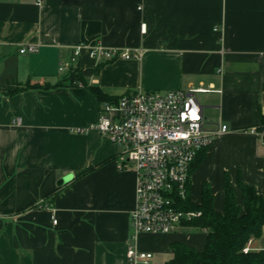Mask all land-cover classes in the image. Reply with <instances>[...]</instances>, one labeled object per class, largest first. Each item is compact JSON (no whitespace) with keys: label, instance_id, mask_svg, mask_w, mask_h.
Wrapping results in <instances>:
<instances>
[{"label":"crops","instance_id":"obj_1","mask_svg":"<svg viewBox=\"0 0 264 264\" xmlns=\"http://www.w3.org/2000/svg\"><path fill=\"white\" fill-rule=\"evenodd\" d=\"M80 44L141 51L112 61L84 51L73 64L108 97L208 90L196 94L205 126L228 130L199 152L193 202L208 185L223 212L226 179L238 205L239 178L264 194V0H0V264H128L130 245L166 264L173 243L204 249L205 233L191 226L131 238L136 173L117 168L123 147L93 127L108 103L82 81L56 86ZM25 46L37 50L21 54ZM247 246L264 250V228Z\"/></svg>","mask_w":264,"mask_h":264},{"label":"built area","instance_id":"obj_2","mask_svg":"<svg viewBox=\"0 0 264 264\" xmlns=\"http://www.w3.org/2000/svg\"><path fill=\"white\" fill-rule=\"evenodd\" d=\"M42 2L38 0V3ZM142 31H146L145 24ZM36 50L33 46H25L20 52L33 53ZM84 51L94 59L105 61L141 56L137 49L80 44L75 48L71 62L60 63L59 71L71 72ZM207 91L203 87L165 92L136 90L121 95L116 105L107 104L101 109L93 127L105 139L123 147V152L118 155L117 168L133 169L137 177L136 203L130 215L132 239L141 234L178 232L201 214L183 204L188 196L191 166L201 150L228 130L224 125L217 130L206 128L203 106L196 94ZM114 108L119 111L117 117L109 115ZM260 135L264 138V132ZM57 222L53 218V223ZM249 251L246 246L244 252ZM126 257L128 264H153L154 260L153 253L131 245Z\"/></svg>","mask_w":264,"mask_h":264},{"label":"trees","instance_id":"obj_3","mask_svg":"<svg viewBox=\"0 0 264 264\" xmlns=\"http://www.w3.org/2000/svg\"><path fill=\"white\" fill-rule=\"evenodd\" d=\"M97 71V70H96ZM85 72L73 69L70 75L56 86L69 82L70 85L81 84L88 86L90 91L100 102L117 104L119 98L106 96L103 91L94 85L84 82ZM79 81V82H78ZM25 86L21 89H27ZM48 88V87H46ZM257 130L264 131V115ZM203 151L192 163L190 178L187 183L188 196L183 203L187 209L198 211L201 214L186 226L196 227L206 235L205 247L198 250L184 243H173V257L166 264H264V250L244 252V248L253 239L259 238L264 228V194H258L254 187L245 184L241 178L238 186L243 195V206L238 205L233 187L228 179L225 180V210L217 211L214 206V195L208 185L203 189V199L200 204L191 198V177L200 164ZM90 171L85 169L76 174L79 178Z\"/></svg>","mask_w":264,"mask_h":264},{"label":"rangeland","instance_id":"obj_4","mask_svg":"<svg viewBox=\"0 0 264 264\" xmlns=\"http://www.w3.org/2000/svg\"><path fill=\"white\" fill-rule=\"evenodd\" d=\"M79 82V81H78ZM210 95L211 94H198V97L200 98V100H201V103L204 105V106H207L208 104H210L211 102H210V100H209V98H210ZM206 112H207V114H208V116H216V113H217V111L215 110V109H213V108H208V107H206ZM212 126H214V125H216V124H211ZM187 232H198V233H202V231L201 230H199V229H192V230H188ZM133 235V234H132ZM154 264V263H153Z\"/></svg>","mask_w":264,"mask_h":264},{"label":"water","instance_id":"obj_5","mask_svg":"<svg viewBox=\"0 0 264 264\" xmlns=\"http://www.w3.org/2000/svg\"><path fill=\"white\" fill-rule=\"evenodd\" d=\"M204 108V107H203ZM70 180V177H64L63 179H61L59 182H58V185L61 186L65 183H67L68 181Z\"/></svg>","mask_w":264,"mask_h":264}]
</instances>
